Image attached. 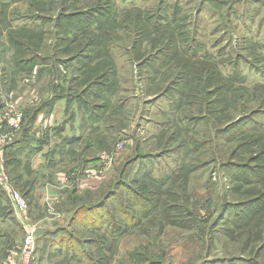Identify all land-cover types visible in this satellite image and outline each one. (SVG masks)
I'll use <instances>...</instances> for the list:
<instances>
[{"label":"rangeland","instance_id":"obj_1","mask_svg":"<svg viewBox=\"0 0 264 264\" xmlns=\"http://www.w3.org/2000/svg\"><path fill=\"white\" fill-rule=\"evenodd\" d=\"M0 170L33 264H264V0H0Z\"/></svg>","mask_w":264,"mask_h":264},{"label":"crops","instance_id":"obj_2","mask_svg":"<svg viewBox=\"0 0 264 264\" xmlns=\"http://www.w3.org/2000/svg\"><path fill=\"white\" fill-rule=\"evenodd\" d=\"M37 191L40 190L39 188L36 189ZM38 203L42 204L45 206V204L43 203L42 200H39ZM28 204V202H27ZM39 205V204H38ZM40 206V205H39ZM37 206L35 203L33 204V202H30L29 204V208H27V210L25 211H21L20 213H18V219H19V223L21 224V229L23 228V230L25 231L24 229V224L27 225V224H37L38 225V232H42L43 230H46V227H53L54 225H57V224H62V222H64L63 220H61L60 218H58L60 215L58 213H56V217H44L46 218L45 220H38V219H35V217H33L35 214L33 212V208H36V207H39ZM15 231V230H14ZM1 234V233H0ZM25 234V233H24ZM39 234V233H38ZM3 235V234H2ZM8 236H10V243L9 245L11 247H8L6 249V252L3 250V251H0V264H17L16 262V259L18 258V254L20 252V247H21V244L23 242V238H19L17 239V235L14 233L13 234V239L11 237V235L9 234ZM43 241V240H42ZM44 242V241H43ZM42 242V243H43ZM63 249L66 248V245H62L61 246ZM75 246H73V248H67V250H62V248L58 246H55V250L58 252V254L60 253H63L62 256H58V257H62V258H65L66 260H63V261H67V260H70V259H73L72 257L76 254L77 257L79 258H84V257H81L82 254H86L88 252V250H83L81 248H78L76 247L74 249ZM50 248H54V247H50ZM48 251H51L49 249H47ZM40 254H43V253H47L46 250L43 248V249H39L37 250ZM97 252L99 253H102L103 256L105 255H108L110 253V250H106V249H102V250H96ZM8 252V253H7ZM92 252H94L92 250ZM5 253V254H4ZM37 253V255L39 254ZM75 253V254H74ZM66 254H68L69 256H65ZM37 257V256H36ZM58 260V259H57ZM71 262H66L65 264H73L72 260H70ZM75 261V259H74ZM79 263L80 264H87L86 260L85 259H80L79 260Z\"/></svg>","mask_w":264,"mask_h":264},{"label":"built area","instance_id":"obj_3","mask_svg":"<svg viewBox=\"0 0 264 264\" xmlns=\"http://www.w3.org/2000/svg\"><path fill=\"white\" fill-rule=\"evenodd\" d=\"M13 125L19 126L21 122V114L14 113L10 118ZM0 184L2 189L7 193L14 210L17 212L25 211L28 208L27 201L23 193L15 189L10 181L9 176L0 170ZM25 229L24 239L18 254L20 264H33L37 253V238H38V225L27 224L23 225Z\"/></svg>","mask_w":264,"mask_h":264},{"label":"trees","instance_id":"obj_4","mask_svg":"<svg viewBox=\"0 0 264 264\" xmlns=\"http://www.w3.org/2000/svg\"><path fill=\"white\" fill-rule=\"evenodd\" d=\"M0 197H1V195H0ZM0 199H1V198H0ZM8 200H9V199H8ZM8 202H9V205L11 206V208H12L13 205H12L11 201L9 200ZM85 207H86V204H79L78 207L75 208V211H76V212H75L74 214H76V215H74V216H79V215H80V216H84V215H88V214L94 212L92 208H90L91 210L83 211ZM87 209H89V208H87ZM12 210H14V209H12ZM12 210H11V211H12ZM73 219H74V218H73ZM86 219H87V218H84V221L81 222L82 225H84V226H86V227H88L89 224H91L93 227L95 226L94 223L86 222ZM94 230H95V229H94ZM59 232H60V233L62 232L63 235H64V234H68V231L66 230V228H64V229H60ZM102 237H103V236H102ZM102 237L99 238V240L102 241L103 243H105V242H104V239H103ZM71 241H72L74 244H76V245H78V244L80 243V241H78L77 239L73 238V236H72L71 234H69V238H66V240H65V238L62 237V238H58V240H57L56 242L51 241L52 243H51L50 247H53L54 244H56L57 246H58V245H62V243L65 244V245H68L69 242H71ZM91 242H93V239L90 240V243H91ZM86 243H87V242H86ZM71 244H72V243H71ZM72 247H73V246H72ZM76 247L81 248V246H75V248H76ZM102 249L110 250V249L105 248V246H102V248L99 249V250H102ZM37 250H38V248H37ZM99 250H98V251H99Z\"/></svg>","mask_w":264,"mask_h":264}]
</instances>
